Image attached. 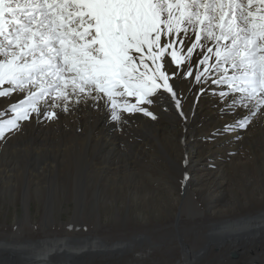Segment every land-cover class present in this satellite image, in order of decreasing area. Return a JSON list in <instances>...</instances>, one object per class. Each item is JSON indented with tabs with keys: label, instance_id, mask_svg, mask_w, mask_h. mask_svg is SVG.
Returning a JSON list of instances; mask_svg holds the SVG:
<instances>
[{
	"label": "snow or ice",
	"instance_id": "6c2138e0",
	"mask_svg": "<svg viewBox=\"0 0 264 264\" xmlns=\"http://www.w3.org/2000/svg\"><path fill=\"white\" fill-rule=\"evenodd\" d=\"M186 77L248 109L220 134L264 116V0H0V98L24 93L0 108V141L73 101L155 120L144 105L162 90L180 109Z\"/></svg>",
	"mask_w": 264,
	"mask_h": 264
},
{
	"label": "bare ground",
	"instance_id": "6f19581e",
	"mask_svg": "<svg viewBox=\"0 0 264 264\" xmlns=\"http://www.w3.org/2000/svg\"><path fill=\"white\" fill-rule=\"evenodd\" d=\"M187 43L186 40L185 44ZM195 58L194 55L193 62ZM167 59L166 56L165 60ZM192 71L194 75L197 73L196 68ZM192 83L190 104L184 105V101L182 102L184 98L178 94L182 102L180 109L174 106L170 94L162 90L157 93V96L163 95L164 100L151 106L144 105L156 115L155 120L142 113L121 112L122 119L114 121L110 119L109 112L102 111L101 107H92L91 105L96 102L91 99L81 100L79 104L71 103L72 108H78L75 112L71 109L68 112H62L60 108H55L58 119L53 121L47 119L37 121L33 115V119L21 122L19 131L7 133L6 138L0 141V176L2 175L5 181L17 184L18 179L14 173L19 165L21 172L19 175H24V179L28 181H25L27 187L30 186L31 181H39L37 186L41 187L43 179L40 174L44 173L50 184L49 192H47L52 195V190H56L53 182L57 181V178L53 180L52 176L54 165L57 164L56 161L69 158L67 151H73L77 154L76 164L81 163L83 167L87 166L85 171L83 167H78L81 168L78 169L79 173L89 171L91 176H101L104 181L127 173L132 175L133 181L138 184L133 175L135 171L129 159L131 153L128 154L126 150V143L133 145L131 149L135 158L146 159L159 154L166 155L172 161V171L177 175L181 174L178 177L182 176V181L184 180V190L199 196L200 194L207 196V194L190 190L192 187L199 188L203 185L201 180L196 181L190 178L192 167L203 165L209 157L211 167L215 168V172L219 174H227L229 165L236 171L248 168L250 164L255 167L264 166V116L258 113L247 128L243 130L236 128L235 131L220 134L217 130L223 129L226 124H233L248 109L237 107L235 114L231 111L225 112L224 109L230 108L229 101L233 99V96L229 95L222 99L216 94L220 91V86L213 84L211 80L195 83L192 78L186 77L181 81L183 94ZM209 89L215 91H209ZM23 96L24 93L18 92L11 97L0 98V102L7 104L6 102ZM129 99L135 102L134 98ZM152 99L155 100L156 97ZM99 103L103 106L104 102ZM40 107L43 114L46 106L41 104ZM205 109L210 112L206 119L203 115ZM180 111H183V116L179 114ZM261 113H264V108H261ZM75 116L76 121L71 124ZM125 119L129 122L124 123ZM54 121L57 125L52 123ZM203 125L207 129L204 136L211 143L209 149L199 151L200 144L196 141L201 136L197 132ZM76 141L85 142L82 146L86 152L81 147L79 150L75 148ZM253 145L260 149L255 151L256 149L253 148L251 154L248 153L250 156H245L246 150ZM242 146L244 148L240 151ZM117 150L123 151L118 153ZM250 158L253 160L247 163L246 160ZM2 161H4L3 164ZM153 162L150 163L153 164ZM185 173H187V179H185ZM149 177L152 179L151 175ZM40 187L37 188L40 189ZM210 192L207 191L208 194ZM77 210L76 221H80L78 217L81 213L80 207ZM241 211L243 215H246L245 209L242 208ZM243 215L240 216L243 218L236 219L238 223L216 224L213 229L207 231L205 243L201 246L193 245L192 248V245L190 247L182 244L179 248L181 259L171 264H264V212L257 214L258 216L244 217ZM180 223H183V220L176 218L175 224L180 225ZM124 225L130 224L126 222ZM75 227H82L81 223L75 224ZM9 231L5 230L7 234ZM21 231L26 232V230ZM14 235L16 234L11 236ZM144 238L140 236L136 241L133 238V243L125 239L113 241L110 244L104 237L94 240H70L72 243L64 240L63 244L59 243L60 241L33 243L32 241L37 239L36 236L30 237L32 241L14 238L13 242H0V264H151L154 254L141 248L143 245L140 248L134 246ZM171 253H174V250L169 251V254ZM232 254H236L237 257L232 258ZM207 255L211 257L204 259Z\"/></svg>",
	"mask_w": 264,
	"mask_h": 264
},
{
	"label": "rangeland",
	"instance_id": "374dc122",
	"mask_svg": "<svg viewBox=\"0 0 264 264\" xmlns=\"http://www.w3.org/2000/svg\"><path fill=\"white\" fill-rule=\"evenodd\" d=\"M187 91L185 92L187 94L184 93L182 96L184 105L190 104L189 96L193 92V83ZM3 103L0 102V108H7L8 102ZM70 109L74 112L78 110L77 107L72 108L71 103ZM205 110L203 115L206 119L210 112ZM75 121L76 116L70 123L74 124ZM52 123L57 125L55 121ZM202 129L197 132L201 136L196 141L200 144L199 151L209 149L211 143L204 136L207 132L204 125ZM76 143L77 145L74 144L76 149L79 150L81 147L86 152L82 146L85 142ZM131 146L133 145L126 143V150L128 154L131 153L129 159L135 171L133 175L138 184L133 181V176L127 173L105 181L101 176L96 175V178L91 176L89 171L79 173L78 169H81L83 164H76L77 154L73 151H67L69 158L56 161L57 164L54 165L52 176L53 180L57 178V181L53 182L56 190L51 189L52 195L48 193L50 184L44 173L40 174L43 179L41 187L37 186L39 181H31L27 187L28 181L24 179V175H19L21 173L19 165L14 173L18 179L17 184L3 180L1 175L0 242H13L14 238L32 241L30 237L36 236L37 239L33 240V243L60 241L59 243L63 244L64 240L72 243L70 240H94L104 237L110 244L125 239L133 243V240H139V237L143 236L145 238L139 242L134 241L136 243L134 246L140 248L143 245L141 248L154 254L151 264H171L181 259L179 248L182 244L190 247L192 245V248L201 246L205 243L207 231L213 229L216 224L238 223L236 219L243 218L240 217L243 215L242 208L247 212L244 217L264 212V166L255 167L250 164L240 172L229 165L227 174H219L211 167L209 157L203 165L192 167L190 178L201 180L203 185L199 188L192 187L190 190L207 194L199 196L184 190L182 176L179 178L181 174H178V177L172 171V161L166 155L159 154L161 157L153 156L146 159L135 158ZM242 148L244 146L240 151ZM253 148L255 151L260 149L253 145L250 150H246L245 156L249 157L248 153L251 154ZM117 151L122 153L123 150ZM150 159L154 161L153 164L150 163ZM252 160L250 158L246 162L251 163ZM84 167L83 171L87 169V166ZM207 191L211 192L208 194ZM78 207L81 209L78 215L80 221H76ZM176 218H181L183 223L175 224ZM126 222L130 225H124ZM79 223L82 227L76 228L75 224ZM5 230L10 231L7 234ZM13 234L16 235L11 236ZM171 250H174V253L169 254ZM232 256L237 257L236 254ZM210 257L207 255L204 259Z\"/></svg>",
	"mask_w": 264,
	"mask_h": 264
}]
</instances>
